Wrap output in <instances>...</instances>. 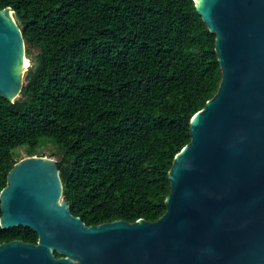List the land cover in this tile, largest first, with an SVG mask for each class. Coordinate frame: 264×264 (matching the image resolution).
<instances>
[{
	"label": "trees",
	"instance_id": "1",
	"mask_svg": "<svg viewBox=\"0 0 264 264\" xmlns=\"http://www.w3.org/2000/svg\"><path fill=\"white\" fill-rule=\"evenodd\" d=\"M6 7L32 66L18 100L0 97V193L21 160L14 150L32 155L47 137L63 151L73 215L88 226L157 221L191 119L222 80L216 35L194 0H0ZM13 240L38 234L0 226V244Z\"/></svg>",
	"mask_w": 264,
	"mask_h": 264
},
{
	"label": "water",
	"instance_id": "2",
	"mask_svg": "<svg viewBox=\"0 0 264 264\" xmlns=\"http://www.w3.org/2000/svg\"><path fill=\"white\" fill-rule=\"evenodd\" d=\"M194 2L216 35L222 80L174 158L164 215L88 226L63 196L58 162L34 154L8 174L0 226L31 228L38 242L0 244V264H264V0ZM21 24L0 10V97L10 102L29 69Z\"/></svg>",
	"mask_w": 264,
	"mask_h": 264
},
{
	"label": "rangeland",
	"instance_id": "3",
	"mask_svg": "<svg viewBox=\"0 0 264 264\" xmlns=\"http://www.w3.org/2000/svg\"><path fill=\"white\" fill-rule=\"evenodd\" d=\"M34 53H36V50H33ZM28 57V56H27ZM29 68L32 66V61L28 57L27 59ZM26 74V72H25ZM25 78V75H24ZM29 147L27 145L19 147L14 150V152L19 155L21 159L27 158L29 156H32L34 154L41 155L45 157H49L52 159H55L56 161L60 160L63 156V151L60 148V146L53 140L47 137H42L40 139V145L37 150H35L32 155L29 154Z\"/></svg>",
	"mask_w": 264,
	"mask_h": 264
},
{
	"label": "bare ground",
	"instance_id": "4",
	"mask_svg": "<svg viewBox=\"0 0 264 264\" xmlns=\"http://www.w3.org/2000/svg\"><path fill=\"white\" fill-rule=\"evenodd\" d=\"M13 16H14V14H13ZM28 62H29V61L27 60L25 66H24L25 68L28 67Z\"/></svg>",
	"mask_w": 264,
	"mask_h": 264
}]
</instances>
